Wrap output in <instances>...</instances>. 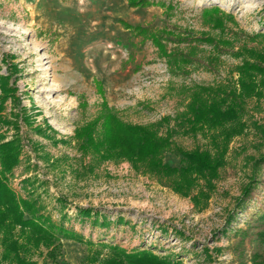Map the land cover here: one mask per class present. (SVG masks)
Returning a JSON list of instances; mask_svg holds the SVG:
<instances>
[{"label": "rangeland", "instance_id": "374dc122", "mask_svg": "<svg viewBox=\"0 0 264 264\" xmlns=\"http://www.w3.org/2000/svg\"><path fill=\"white\" fill-rule=\"evenodd\" d=\"M33 1L0 0V76L9 75L8 84L16 87L3 102L0 135L20 142L7 182L76 239L60 235L52 247L28 256L38 264H102L115 245L151 248L182 264H254L255 254L264 252V96L246 100L239 116L243 131L230 141L211 186L200 180L209 198L199 206L145 165L85 153L74 130L96 116L105 98L123 121L153 124L173 147L213 151L208 133L187 130L186 103L198 86L236 84L241 57L234 51L264 47V0H150L137 8L130 18L138 21L129 24L230 42L225 48L168 41L177 52L194 47L191 63L181 69L121 23L105 31L114 40L105 37L97 5L62 21L54 13L37 16ZM131 7L120 0L121 13ZM211 7L220 9L222 28L203 16ZM162 160L184 164L173 150H165Z\"/></svg>", "mask_w": 264, "mask_h": 264}, {"label": "trees", "instance_id": "16d2710c", "mask_svg": "<svg viewBox=\"0 0 264 264\" xmlns=\"http://www.w3.org/2000/svg\"><path fill=\"white\" fill-rule=\"evenodd\" d=\"M129 6L145 7L152 5L150 0H127ZM202 14L213 25L222 28L223 20L217 7L204 8ZM124 27L136 36L150 39L159 53L174 68H184L191 63L190 53L194 47L184 53L176 48H168L167 42L180 41L191 43L204 42L228 48V40L218 42L210 36H189L176 29L163 26L123 23ZM169 36H173V39ZM241 57L236 65L237 79L234 86H198L192 89L184 111L187 130L192 133H208L213 151L194 148L185 150L173 147L169 135H162L153 124H134L123 121L114 108L102 99L96 116L76 127L74 138L85 153H92L100 161L123 159L133 167L145 165L148 171L169 179L170 188L183 197H189L195 206L207 201L209 194L199 185H205L218 176L219 168L224 164L228 145L234 136L242 133L243 125L239 116L246 106V100L264 96V47L242 45L234 51ZM9 75L0 76V114L6 98L15 95L16 87L8 84ZM97 90L103 94L101 83L97 81ZM264 132V129H262ZM0 135V264H38L31 259L33 250L41 246L50 248L60 235L68 239L76 236L62 226L57 227L49 217L39 213L35 200L18 197L7 182V173H11L19 161L20 142L18 137L2 141ZM173 150L181 156L184 164L170 166L163 162L162 153ZM198 187L194 192V188ZM90 214L89 209L81 211ZM78 240V239H77ZM39 264H46L41 262ZM102 264H182L180 260L155 253L151 248L127 251L119 246L111 247V254ZM254 264H264V252L254 256Z\"/></svg>", "mask_w": 264, "mask_h": 264}, {"label": "crops", "instance_id": "0c3cea01", "mask_svg": "<svg viewBox=\"0 0 264 264\" xmlns=\"http://www.w3.org/2000/svg\"><path fill=\"white\" fill-rule=\"evenodd\" d=\"M32 3L35 4L33 7V12H35L37 16H52V13H54L57 15V20L62 21L66 19L64 17H80L87 11L85 7L89 6V4L92 7L94 5H97L98 7L94 6V9L95 7H97L98 10L102 12L103 16L101 17V19H103V21L101 20L100 26L102 27V32L105 34V37L108 36V34H106L105 32L106 30H109L110 32L111 27H115L116 29H118L117 26H114L116 23H121L123 25V23H128L127 21H130L132 23L137 22L138 19H131L130 16L133 14V12L136 11L137 8H140H124L121 13L119 9L120 0H67V2H64V0H34ZM127 10H130V12H128ZM100 26L99 28H101ZM109 40H114V36L112 35L111 37H109Z\"/></svg>", "mask_w": 264, "mask_h": 264}]
</instances>
